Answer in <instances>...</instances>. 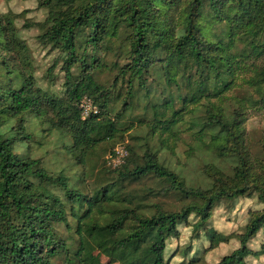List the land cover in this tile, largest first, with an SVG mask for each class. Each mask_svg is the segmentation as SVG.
Here are the masks:
<instances>
[{"label":"trees","instance_id":"obj_1","mask_svg":"<svg viewBox=\"0 0 264 264\" xmlns=\"http://www.w3.org/2000/svg\"><path fill=\"white\" fill-rule=\"evenodd\" d=\"M38 1L39 7L57 8L49 11L46 18L48 29L41 38L43 44L60 45L67 52L64 65L68 81L67 103L61 105L60 100L35 88L27 76H22L19 87H0V125L6 118L24 113L44 116V121L53 129L72 136L71 149L83 162L87 151L105 138H95L103 129L110 130L106 135L115 131L117 118L110 116V101L106 98L112 87H105L93 79V71L103 65L93 54L90 66L85 64V52L77 55V35L87 31L84 51L90 48L96 52L104 39L118 36L120 29L125 28L128 31L127 54L123 56L126 63L119 66V73L129 74L130 98L135 93L132 92L133 79L138 86L145 87L147 79L153 75H162L166 84L175 82L178 75L183 84L185 74L194 71L196 86L188 93L190 98L183 97L180 105L185 108L203 106L206 122L199 135L203 137L207 132L215 131L210 140L213 152L219 158H234L236 164L232 175L209 167L205 171L212 186L192 188L187 187L177 173L161 164L154 153L145 154L143 164L133 165V168L129 166L127 153L121 165H107L108 169L117 171L121 180L137 181L153 174L168 181L167 191H177L198 202L178 212L156 206L150 217H144L136 210L113 213L112 221L105 226L111 236L121 234L128 219H132L136 226L122 240L105 243L94 233L99 228L94 224L95 229L89 231L85 239L80 236L79 247L70 254L67 245L53 232L55 224L68 223L64 203L35 186L32 179L57 182L69 201L78 207L87 203L83 218L71 208L72 218L79 222L89 220L93 209L100 210L102 203L109 200L108 194L102 190L100 198L86 200L80 191L68 189L65 178L48 174L40 168L38 160L18 158L11 151L13 140L0 132V264H51V258L61 252L67 255L68 264H89L84 257L89 248L120 261L122 256L116 253L118 245L130 250L125 255L127 264H167L164 257L166 242L177 236L178 225L187 222L191 213L199 215L194 224V229L198 230L209 219L216 202L222 198L249 197L253 193L258 194L263 208L249 213L245 231L239 236L240 247L216 264H247L246 257L257 258L259 254L250 250L247 244L264 227V140L261 142L262 156L250 153L243 127L247 107L243 99H238L239 107L228 113L223 102H212L206 99L209 94L205 93L211 81L216 87L224 86L223 91L228 89L232 85L227 82L229 77L240 88L258 91V99L247 98L251 107L264 105V0ZM5 31L0 20V34ZM8 51L0 49V69H6L13 61ZM79 63L83 67L80 78L69 83L70 69ZM85 97L97 113H90L82 119L79 103ZM203 97L205 101L199 104ZM162 100L164 103L155 110L159 116L165 111L177 115L174 109L176 98L170 96ZM130 107V102H123L124 109ZM175 123L176 120H165L164 131H169ZM49 200L51 204H47ZM82 226L81 223L77 226L80 234ZM209 237L211 248L224 241L216 232ZM144 245L146 247L140 251Z\"/></svg>","mask_w":264,"mask_h":264},{"label":"rangeland","instance_id":"obj_2","mask_svg":"<svg viewBox=\"0 0 264 264\" xmlns=\"http://www.w3.org/2000/svg\"><path fill=\"white\" fill-rule=\"evenodd\" d=\"M38 2L0 0V20L6 27V31L0 34V49L2 52L10 49L7 54L13 57L9 67L0 69V87L17 88L21 85V77L27 76L35 88L60 100L61 105H64L67 103L68 91L64 67L67 52L60 45L43 44L41 38L48 29L46 18L49 11L57 8L39 7ZM127 34L125 28L120 29L118 36L104 39L96 52L90 48L84 51L87 31L77 35V55L85 52L87 66L91 65L92 54L103 65L102 68L93 71V79L105 87H112V92L106 95V98L110 101L108 103L110 116L117 118L115 131L106 135L110 130L103 129L99 137L95 138L99 139L101 136L105 138L100 139L87 151L83 162L79 161L71 149L72 136L53 129L44 121V116L37 117L31 113H24L18 117L6 118L0 125V132L4 133V137L13 140L11 151L18 158L38 160L40 168L48 174L65 178L68 189L80 191L86 200L100 198L102 190L108 194L109 200L102 203L100 210L93 209L89 220L82 219L79 222L72 218L71 208L78 211L79 217L83 218L87 203H84L83 207H78L76 203L69 201L63 187L57 182L32 179L35 186L58 197L64 203L68 223L55 224L53 232L67 245L70 254L79 247L81 237L85 239L87 233L95 229L94 224L99 226L94 233L105 243L122 240L129 230L136 226L132 219H128L123 232L111 236L105 226L112 221L113 213L136 210L140 215L150 217L156 206H161L165 211L178 212L183 207L198 202L194 198H185L177 191H167L168 181L153 174L137 181L121 180L117 171L107 167V160L112 151L119 148L128 151L130 168L136 164L142 165L145 154L154 153L161 164L177 173L184 184L192 188L207 189L212 186V180L205 171L209 167L225 175H232V168L236 164L234 158H219L213 152L210 140L211 134L216 133L215 131L207 132L203 137L199 135L206 122L203 106L190 105L189 108H185L180 105L183 97L190 98L188 93L196 86L197 76L194 71L185 74L183 84L179 82L182 77L178 75L176 81L170 84L164 82L162 75L160 77L153 75L147 79L148 84L144 85L145 87L138 86L137 81L133 79L132 92L135 93L130 98L129 74L119 73V66L126 63L123 56L127 54ZM82 68L81 63L71 67L69 83L80 78ZM182 71L180 70L181 73ZM227 82H232V85L224 91V86L216 87L212 81L209 82V90L205 93L209 95L206 99L223 102L228 113L232 108L239 107L238 99L246 102L243 127L247 135L248 149L253 155L262 156L264 105L261 103L262 106L257 104L251 107L248 100L258 99L259 93L253 88H240L234 85L235 81L229 77ZM170 96L176 98L174 109L178 112L177 115L165 111L159 116V112L155 111L156 107L164 103L163 98ZM124 101L130 102L132 107L124 109ZM204 101L203 97L199 104ZM165 120H176L169 131H164ZM51 203L50 200L47 202ZM262 208L263 204L259 201L257 193L249 197L222 198L215 203L209 219L198 230L194 229V224L199 220V215L191 213L187 222L178 225L177 236L166 242L164 257L167 264L218 263L223 256L240 247L239 236L245 231L249 213ZM79 223L83 224L81 234L77 232ZM212 232L221 234L224 239L214 248L210 247L209 235ZM145 247L146 245L140 251ZM247 247L259 256L246 257V263L264 264V227L249 240ZM129 251L123 249L121 245L116 246V253L122 256L120 261L113 260L94 248L85 251L84 257L89 264H127L125 255ZM51 264H68L65 252L52 257Z\"/></svg>","mask_w":264,"mask_h":264},{"label":"built area","instance_id":"obj_3","mask_svg":"<svg viewBox=\"0 0 264 264\" xmlns=\"http://www.w3.org/2000/svg\"><path fill=\"white\" fill-rule=\"evenodd\" d=\"M79 109L81 110L82 119L86 118L90 113H97V109L91 104L88 98H83L79 103ZM127 155L124 148H119L114 150L113 154L109 156L107 164L111 167H117L124 162V159Z\"/></svg>","mask_w":264,"mask_h":264}]
</instances>
